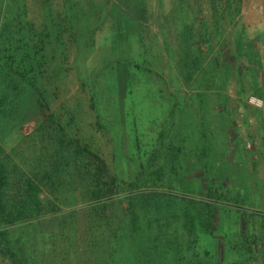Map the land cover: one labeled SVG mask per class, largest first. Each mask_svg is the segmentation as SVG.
Instances as JSON below:
<instances>
[{
    "label": "rangeland",
    "instance_id": "1",
    "mask_svg": "<svg viewBox=\"0 0 264 264\" xmlns=\"http://www.w3.org/2000/svg\"><path fill=\"white\" fill-rule=\"evenodd\" d=\"M263 12L264 0H0V39L47 56L36 90L0 83V264L6 245L27 264L127 260L130 193L159 195L138 208L167 216L172 241L176 198L212 206L222 264H264V153L247 128L262 111L248 98ZM195 242L210 260L212 241Z\"/></svg>",
    "mask_w": 264,
    "mask_h": 264
},
{
    "label": "trees",
    "instance_id": "2",
    "mask_svg": "<svg viewBox=\"0 0 264 264\" xmlns=\"http://www.w3.org/2000/svg\"><path fill=\"white\" fill-rule=\"evenodd\" d=\"M23 42V39H0V83L7 90H20V87L23 90L26 88L36 90L39 76L38 72L34 70L40 69V66L46 63L47 56L40 53L38 49L39 45H34L33 55H27L23 50V46L25 45V42ZM4 43H11L13 54H4L2 50ZM3 100L6 101L7 97H4ZM1 107L2 100L0 101ZM115 187L116 182L113 181L110 189L114 192L116 191ZM102 190V181L97 179L95 181L93 198H97L102 193ZM153 196L159 197V195H155L154 193H130L124 197L127 208L123 207V229L127 228L124 233L128 241L129 252L127 253V260L124 259V255H120L121 260L118 263L115 262L118 256H112L111 259L113 261H111V264H222L225 261V258L222 261V258L219 255L217 256V224L212 206L207 205V208L198 207L194 201L186 200L185 196H183V200L176 198L182 206L186 207V210L183 217L180 218L181 229L175 232L176 239L172 241L173 239L169 238L170 235L166 227L160 224H164L169 220L167 216L159 221H155L151 217L150 208L145 210L138 208L140 200L143 199L148 206ZM161 197L166 200L167 204L172 199L170 195H163ZM106 206L107 203L105 202L102 208L104 209ZM122 230H118V243L121 240L119 235H121ZM200 235H206L212 241L213 249L207 252L210 260L204 261L195 257V255H199V249L195 241L200 238ZM6 246L1 249V253L4 257L9 258L12 264H27L19 249ZM115 246L114 250L117 249V245ZM188 255H191L193 258L189 259Z\"/></svg>",
    "mask_w": 264,
    "mask_h": 264
},
{
    "label": "crops",
    "instance_id": "3",
    "mask_svg": "<svg viewBox=\"0 0 264 264\" xmlns=\"http://www.w3.org/2000/svg\"><path fill=\"white\" fill-rule=\"evenodd\" d=\"M264 13V12H263ZM257 26L256 32V43L252 47L259 51L260 54V69L255 66L252 69L255 71L253 76L254 85L251 89V93L263 97L264 99V23ZM250 26H248L249 28ZM251 46V43L247 42V45ZM240 72V76H241ZM247 128H250L252 133L251 136L255 140V143L260 146L261 151L264 153V111H254L247 117ZM257 148V147H256ZM264 160V157H263Z\"/></svg>",
    "mask_w": 264,
    "mask_h": 264
},
{
    "label": "built area",
    "instance_id": "4",
    "mask_svg": "<svg viewBox=\"0 0 264 264\" xmlns=\"http://www.w3.org/2000/svg\"><path fill=\"white\" fill-rule=\"evenodd\" d=\"M248 104L257 109L264 111V99L258 96H250L248 98Z\"/></svg>",
    "mask_w": 264,
    "mask_h": 264
}]
</instances>
